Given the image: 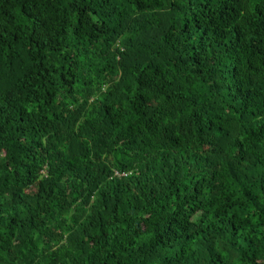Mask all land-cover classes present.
Wrapping results in <instances>:
<instances>
[{
    "label": "trees",
    "instance_id": "obj_1",
    "mask_svg": "<svg viewBox=\"0 0 264 264\" xmlns=\"http://www.w3.org/2000/svg\"><path fill=\"white\" fill-rule=\"evenodd\" d=\"M0 264H264V0H0Z\"/></svg>",
    "mask_w": 264,
    "mask_h": 264
}]
</instances>
